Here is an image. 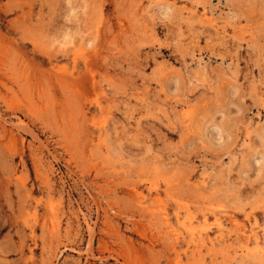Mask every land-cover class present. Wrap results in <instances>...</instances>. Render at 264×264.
Returning a JSON list of instances; mask_svg holds the SVG:
<instances>
[{"label":"rangeland","instance_id":"rangeland-1","mask_svg":"<svg viewBox=\"0 0 264 264\" xmlns=\"http://www.w3.org/2000/svg\"><path fill=\"white\" fill-rule=\"evenodd\" d=\"M0 264H264V0H0Z\"/></svg>","mask_w":264,"mask_h":264},{"label":"bare ground","instance_id":"bare-ground-1","mask_svg":"<svg viewBox=\"0 0 264 264\" xmlns=\"http://www.w3.org/2000/svg\"><path fill=\"white\" fill-rule=\"evenodd\" d=\"M256 241H257V239H256Z\"/></svg>","mask_w":264,"mask_h":264}]
</instances>
